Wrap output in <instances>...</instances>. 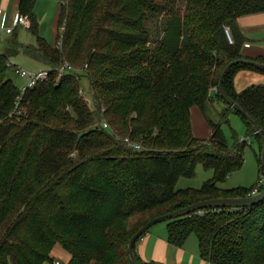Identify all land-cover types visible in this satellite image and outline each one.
Instances as JSON below:
<instances>
[{"label":"trees","instance_id":"trees-1","mask_svg":"<svg viewBox=\"0 0 264 264\" xmlns=\"http://www.w3.org/2000/svg\"><path fill=\"white\" fill-rule=\"evenodd\" d=\"M37 2L18 3L37 45L21 43L16 28L4 33L0 51V264H54L57 245L69 264H132L130 240L152 219L255 193L258 183L219 187L242 169L247 140L235 134L229 145L222 125L206 115L214 100L225 102L215 89L228 65H264V57L242 55L238 26L240 18L264 14V0H60L64 31L55 47L40 37ZM154 16L164 19V33L152 43L147 22ZM21 52L51 71L24 95L7 64ZM66 63L72 70L59 76ZM241 71L264 75L239 64L223 86L264 134V85L238 91ZM225 104L223 123L242 118L264 175L260 137ZM193 107L208 119V140L193 133ZM198 166L214 177L200 189L178 190ZM166 222L168 242L182 248L197 236L207 264H264V201Z\"/></svg>","mask_w":264,"mask_h":264},{"label":"rangeland","instance_id":"rangeland-1","mask_svg":"<svg viewBox=\"0 0 264 264\" xmlns=\"http://www.w3.org/2000/svg\"><path fill=\"white\" fill-rule=\"evenodd\" d=\"M60 8H61L60 0H38L35 9V14L39 21L40 37L45 41H47L48 44L54 47L57 43L59 35L61 36V33H59L60 29L58 28V20H59L58 17L60 14ZM160 19L161 16L160 17L154 16L151 17L147 22V28L151 32L152 43L157 42L163 36L164 19L162 20ZM12 20L13 19L11 18V20L8 21L7 25H10L12 23ZM17 29L19 34V41L21 43L25 45L28 44L37 45V36L30 33L28 28L18 27ZM11 62L13 64L18 65L19 68L27 70L28 72L47 69L44 65L34 61L32 58L24 54V52H21L17 56L13 57L11 59ZM11 72L12 75H10V78H12L15 81L18 87L22 88L26 84L25 80L20 78L15 73H13V71ZM252 73L253 74H251L250 77H248L247 73H242L240 75L238 74L237 82H236V87L238 91L247 90L251 88L252 85H264V75L259 74L257 72H252ZM83 88L84 90L88 88V82L86 80H83ZM215 90L217 91L218 89L216 88ZM213 103H214L213 106L209 107L206 117H208V119L211 120L214 124L222 125V131L226 135L228 144L232 145L235 134L238 135L241 141L245 139L247 140L246 143L247 148L244 157L245 163L242 169L230 175L227 181L224 184H220L219 187L223 190L238 188L240 186L252 187L255 183H258L260 179V176L258 175V170H259L258 156L260 152L259 145L257 144L254 136L253 137L248 136L249 134L248 128L240 116L230 115L229 124L223 123L224 110L227 107L225 102L214 100ZM196 110H198L197 117H198V124L200 126L199 131L201 132V136H206L208 134V132H206L207 131L206 129H208V125L210 126V124L208 122V119H205L206 117L204 118L202 116L203 114L201 111H199V108H193L192 110V118H193L192 130H194V133L197 136L198 135V132L196 130L197 120L195 118ZM204 140H208V139H204ZM213 177H214L213 171L211 170L205 171L202 166H198L196 170L195 178L180 179L177 185V189L178 190L200 189L202 188L204 183L210 181V179H212ZM166 229H167V222L158 224L156 227H154L153 230L161 233V232H165ZM185 247H186L185 251H187L188 254H193V256H197L198 259L202 260L201 253L199 251V243L197 236L191 235V237L187 240ZM51 255L56 261H59L62 264H69L71 259V256L59 245H57L54 248ZM173 257L174 254H172L171 259ZM186 259H188L187 256Z\"/></svg>","mask_w":264,"mask_h":264},{"label":"crops","instance_id":"crops-1","mask_svg":"<svg viewBox=\"0 0 264 264\" xmlns=\"http://www.w3.org/2000/svg\"><path fill=\"white\" fill-rule=\"evenodd\" d=\"M18 3L19 0H0V11L5 17L6 23H8V21L11 20L14 14L18 13V5H19ZM238 26L241 28V32L245 38V44L242 50V55L250 59L264 57V14L249 15L247 17L240 18L238 20ZM7 40L8 37H6L5 35L3 40L0 41V51L5 50L4 43ZM242 73H247L248 77H250L251 74H253L252 71L251 72L241 71L240 74ZM237 77L235 81V87H236ZM193 108H198V107H193ZM197 115H198V110H196L195 113V118L197 120L196 130L198 132V135L196 136L194 130L193 133L195 134L196 137L200 139H209V137L212 136V132H211L212 130L210 131L211 127L208 125V129H206L207 130L206 132H208V134L206 136H201V132L199 131L200 126L198 124ZM191 118H192V111H191ZM192 124H193V118H192ZM153 229L150 233L142 237V239L137 243L136 253L143 262L147 264L149 263L207 264L203 259L200 260L198 259L197 256H193V254H188V252L185 251L186 249L185 246H183L182 248H176L173 245H171L167 240V229L165 232H161V233ZM172 254H174V257L171 259ZM186 256L188 259H186Z\"/></svg>","mask_w":264,"mask_h":264},{"label":"water","instance_id":"water-1","mask_svg":"<svg viewBox=\"0 0 264 264\" xmlns=\"http://www.w3.org/2000/svg\"><path fill=\"white\" fill-rule=\"evenodd\" d=\"M243 64L246 66H252L253 68L264 72V65L260 64L255 61H246V60H239L235 63H232L228 65L222 73V76L219 81L218 90L220 93V96L223 98V100L231 106L236 112L240 113L242 116L246 118L248 123L252 126V131L256 135H258L262 141L263 145V152L261 156L262 160V166L264 167V134L262 131H260L258 124L255 122L253 118L248 116L246 112L238 105L236 102H234L231 97L227 94L225 87L223 86L224 80L226 76L228 75L229 71L232 67ZM264 201V191L256 193L255 195L248 196V197H240V198H225V199H210L209 201H203V202H197L194 205H191L187 208H182L179 211L168 213L165 216L157 217L152 219L148 222L145 226H143L140 230L137 231V233L132 237L130 240V243L128 245V253L130 254V259L132 264H141L138 260L136 253H134V245L137 243V240L141 238L144 234H146L149 230L152 229L153 226L164 223L166 220L169 219H180L181 217L190 216L193 214H196V212H200L203 210H221V209H240V208H253L257 204L262 203Z\"/></svg>","mask_w":264,"mask_h":264},{"label":"built area","instance_id":"built-area-1","mask_svg":"<svg viewBox=\"0 0 264 264\" xmlns=\"http://www.w3.org/2000/svg\"><path fill=\"white\" fill-rule=\"evenodd\" d=\"M12 19H13L12 23L10 25H7L6 19L4 15L2 14V12L0 11V40L3 38L4 33L12 34L13 31L18 27H25V28L30 27L29 19H27L20 13L14 14ZM63 31H64V28H61L60 30L61 36L63 35ZM226 35H227L229 42L233 44L234 42L232 40L229 29H226ZM58 46L61 47V42L58 43ZM7 64H8V67L13 71V73H15L20 78L26 81V85L22 87V92H21L22 95L26 94V92L29 91V89H33L38 83L44 82L50 78L49 76H50L51 71L49 69L28 72L25 69L19 68L18 65L13 64L11 61H9ZM71 70H72V67L68 63H66L65 65H63L62 67L58 69L59 76H63ZM18 109H19V104L16 105V112ZM104 127L109 128L108 123H104ZM127 142L129 141L127 140ZM130 146L133 149H138V150L141 149L140 145H130ZM263 187H264V175L262 174L258 181L257 189L254 195L256 193H259L260 191L259 189ZM199 213H202V211H200ZM54 264H62V263L59 261H55Z\"/></svg>","mask_w":264,"mask_h":264}]
</instances>
